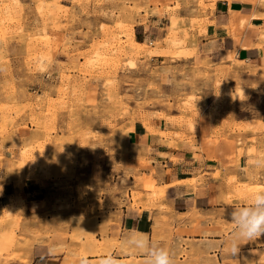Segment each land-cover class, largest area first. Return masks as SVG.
<instances>
[{
	"label": "rangeland",
	"instance_id": "obj_1",
	"mask_svg": "<svg viewBox=\"0 0 264 264\" xmlns=\"http://www.w3.org/2000/svg\"><path fill=\"white\" fill-rule=\"evenodd\" d=\"M144 1L133 20L121 18L127 14L115 0H0V189L4 183L19 189L28 181L44 189L39 205L44 213L36 219L52 218L60 237L71 242L60 247L69 259L106 253L104 226L110 216L104 215L105 198L113 209L137 208L138 186L151 191L146 188L150 178L132 176L136 164L126 162L132 151L124 138L137 121L150 125L155 109L189 113L179 123L204 143L231 135L242 144L251 135L253 144L256 135H264V66L212 68L202 62L194 70L198 66L186 60L194 55V34L205 22L192 17L190 9L203 12L209 5L203 0H193L195 5L190 0ZM145 28L165 34L163 41L149 46L151 40L141 34ZM133 30L141 47L134 45ZM170 77L178 79L174 101L161 89ZM207 108L210 123L219 125L210 140L195 130ZM109 159L112 177L105 179L99 169L91 177L79 172V161L87 169L92 160L103 167ZM259 185L250 191H264V181ZM156 196L154 190L147 199ZM17 198V211H0V258L6 261L21 248L17 232L26 206ZM111 246L121 249L116 241ZM246 249L242 257L226 253L219 264H264L263 244ZM124 254L123 264H144L127 246ZM174 261L218 264L198 246H188Z\"/></svg>",
	"mask_w": 264,
	"mask_h": 264
},
{
	"label": "crops",
	"instance_id": "obj_2",
	"mask_svg": "<svg viewBox=\"0 0 264 264\" xmlns=\"http://www.w3.org/2000/svg\"><path fill=\"white\" fill-rule=\"evenodd\" d=\"M115 1L123 5L122 11L127 14L121 18L133 20L138 18V14L141 15V7L145 3L144 0ZM190 2L195 5L193 0ZM203 2L209 5L206 11L190 9L195 15L192 17L202 19L205 24L200 34H194V55L186 60L188 65L198 66L194 70L201 69L202 62L212 68H229L232 63L264 66L263 3L258 0ZM159 31L162 32V29ZM141 34L144 39L151 40L149 46H153V40L163 41L165 35L149 28L143 29ZM136 37L137 32L133 30L134 45L141 47ZM177 82L178 79L174 81L170 77L166 86L161 88L169 100L174 101L176 98ZM194 95L197 97L199 93ZM207 109L200 113L195 129L198 133H207L203 138H209L214 128L219 127L216 123H210V112ZM152 112L155 117L150 125L137 121L130 126L124 138L125 147L132 151V156H127L126 162L136 164L132 176L150 178L152 182L146 188L151 191H146L145 185L138 186V193L142 197L137 208L113 209V204L105 198L104 215L106 218L110 216L104 226L106 253L89 256V262H98L109 252L121 261L127 260L128 255L124 254L127 246L125 238L135 230L146 233L153 241L168 248L174 257L183 254L188 246H198L203 255L219 264L228 256L224 245L233 228L229 223L232 208L246 205L255 192L250 190L257 187V184L263 187L264 170L254 169L248 162L261 156V153L264 156V135H256L253 144L249 142L251 135L242 144H237L235 136L231 135L225 139L220 137L215 143H204L199 134H189V129L180 125L179 119L189 116V113L166 106ZM157 116L163 118L157 119ZM182 135L185 140H180ZM109 160L104 162L103 167H98V163L92 160L87 169L82 168V162L79 161V172L83 171L91 177L99 169L105 179L112 177L113 161ZM120 174L122 179L125 173L121 170ZM154 190L156 198L148 200L147 195H151ZM44 195V189L37 182H25L19 189L12 183L1 186L0 211L18 196H22L26 211L22 214L23 221L17 232L22 239L21 248L16 249L17 257L10 261L2 257L0 264H78L79 259H69L60 251L61 246L71 242L60 237V231L54 229L55 223L50 224L52 218L42 221L36 219V216L44 213L39 208ZM15 211L17 209L12 213ZM114 213L121 215L119 220L113 221L111 216ZM100 239L97 241L100 242ZM113 241L121 245L119 252L112 248ZM250 244L264 245V235L241 245L237 257H242L240 253H244ZM137 256L144 258L140 254Z\"/></svg>",
	"mask_w": 264,
	"mask_h": 264
},
{
	"label": "clouds",
	"instance_id": "obj_3",
	"mask_svg": "<svg viewBox=\"0 0 264 264\" xmlns=\"http://www.w3.org/2000/svg\"><path fill=\"white\" fill-rule=\"evenodd\" d=\"M249 166L264 170V156L249 160ZM233 225L229 238L225 241V252L236 257L240 246L245 242L264 235V191L254 192L246 205L233 207L230 222ZM125 244L144 257V264H175L170 250L153 241L146 233L131 231L125 238ZM78 264H90L87 257H80ZM98 264H123L113 253L102 256Z\"/></svg>",
	"mask_w": 264,
	"mask_h": 264
},
{
	"label": "bare ground",
	"instance_id": "obj_4",
	"mask_svg": "<svg viewBox=\"0 0 264 264\" xmlns=\"http://www.w3.org/2000/svg\"><path fill=\"white\" fill-rule=\"evenodd\" d=\"M135 46H136V44H135ZM136 47H139V46H136ZM21 197H22V196H21ZM19 199H20V198L11 199V200H10V204H9V206L6 207V210L13 211V210L17 207V205H19ZM22 206H23V205H22Z\"/></svg>",
	"mask_w": 264,
	"mask_h": 264
}]
</instances>
